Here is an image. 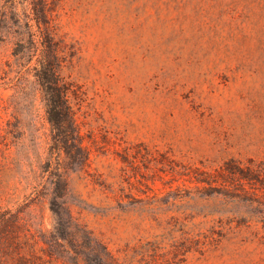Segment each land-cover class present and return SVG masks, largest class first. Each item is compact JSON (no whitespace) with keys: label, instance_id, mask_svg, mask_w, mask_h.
<instances>
[{"label":"rangeland","instance_id":"obj_1","mask_svg":"<svg viewBox=\"0 0 264 264\" xmlns=\"http://www.w3.org/2000/svg\"><path fill=\"white\" fill-rule=\"evenodd\" d=\"M43 3L81 149L60 150L36 75ZM65 200L76 243L85 224L135 264H264V0H0V212L23 218L20 255L86 264L56 242Z\"/></svg>","mask_w":264,"mask_h":264},{"label":"trees","instance_id":"obj_2","mask_svg":"<svg viewBox=\"0 0 264 264\" xmlns=\"http://www.w3.org/2000/svg\"><path fill=\"white\" fill-rule=\"evenodd\" d=\"M42 12L44 16L37 18L36 24L45 35V45L50 51V56L46 60L47 63H43L45 64L44 71L41 68L37 70L36 75L39 79L47 78L48 80L47 88L51 94L49 98V114L51 115L53 124L60 131V150L62 151V147L65 148V146L71 147L72 144L81 149L83 145L76 124V112L71 100V92L73 91H71L70 82L64 79L59 70L63 58L64 45L61 38L57 35L52 19L46 12V3L42 5ZM34 25L33 21H27L25 25H21L19 32L21 43L24 44L23 46H25L27 40L32 44L31 46L26 45V49H23L28 57H31L34 50L33 47L35 46L34 42L37 32L34 29ZM49 162L51 164L55 163L52 158ZM53 172L56 179L54 180V193L58 196H65L69 189V182L64 177L65 175L60 166H57ZM55 210L61 220L66 221V231H62L63 235H59L56 242L61 244L60 239H65L68 243L71 242L73 245L70 244V249L68 248V250L73 249L76 254L80 250V254L86 264H135L128 258L118 256L106 243L96 239L92 231L85 224H80L83 230V242L81 244L76 243V241H80L78 240V235L76 236L68 230V227L72 228V224L78 222L72 205L68 204L65 200L60 204V208ZM22 219L19 214H13L9 211L0 212V264H56L58 258H53L54 253L48 247L47 249L42 248L44 255H39L35 252L32 254L33 258L20 255L21 247H19L20 236L18 231L22 226ZM37 242L40 243V240ZM49 246L52 245L49 244Z\"/></svg>","mask_w":264,"mask_h":264}]
</instances>
